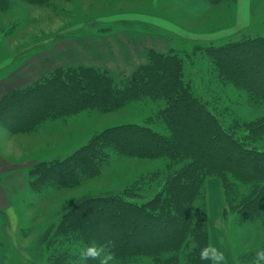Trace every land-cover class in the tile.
Masks as SVG:
<instances>
[{
  "label": "trees",
  "instance_id": "obj_1",
  "mask_svg": "<svg viewBox=\"0 0 264 264\" xmlns=\"http://www.w3.org/2000/svg\"><path fill=\"white\" fill-rule=\"evenodd\" d=\"M22 1L45 5L50 0ZM207 1L215 5L228 0ZM10 6L12 0H0V11ZM206 52L219 83L245 96L249 106L264 104V36L211 45ZM147 56V63L121 85L106 70L60 67L25 88L5 92L0 99V123L13 133L33 131L48 120L86 108L115 110L144 98L165 103L155 114L167 133L150 125L122 123L104 129L90 145L64 160L40 161L30 172L39 175L41 183L69 188L97 176L108 162V149L164 162L163 168L136 183V191L129 188L131 195L140 197L146 178L156 181L163 175L160 189L145 202L110 193L86 197L69 209L56 229L46 233L51 239L54 236L52 244L75 240L71 248L54 247L53 253L60 250L61 254L52 258L54 263L81 264V248L93 241L112 240L116 259L126 264H137L134 261L141 257L153 264H210L199 254L210 245L206 187L214 176L222 180L229 205L226 215L230 210L238 212L246 223L264 218V147L255 144L264 139V114L237 118L234 127H225L184 79V61L178 53L149 48ZM229 98L231 103H240ZM240 126L244 137L236 135ZM238 183L248 186L239 198L234 195ZM255 255L250 257L253 264ZM88 264L97 262L89 260Z\"/></svg>",
  "mask_w": 264,
  "mask_h": 264
},
{
  "label": "rangeland",
  "instance_id": "obj_2",
  "mask_svg": "<svg viewBox=\"0 0 264 264\" xmlns=\"http://www.w3.org/2000/svg\"><path fill=\"white\" fill-rule=\"evenodd\" d=\"M201 1L211 5L206 12L202 11V3L191 8L198 10L196 13L185 11L180 7L181 4H177L179 0L175 4L170 3V0H50L45 5L15 0L11 10L13 16L3 24L6 33L13 32L9 36L12 39L6 43L9 53L14 50L16 54L13 55L19 56L25 46L56 39L51 54L52 57L62 59L64 64L47 68L43 76L60 67H95L108 71L119 85L140 65L147 63V51H144L147 43L155 45L156 50L164 53H178L184 61V79L194 94L216 113L225 127L231 128L235 126L234 119L257 118L264 114V104L260 107L249 106L245 96L243 98L237 91L219 83L206 49L211 45H222L247 36H264V0H228L224 4L215 5L207 0ZM142 12L155 14V18L149 14L136 15ZM133 17L159 19L162 24L159 28L170 34L159 33L156 36L146 33L140 36L134 32H124L122 29L129 25H139L140 21L129 19ZM98 31L102 33L92 34ZM107 43L116 45L112 48L118 51L130 49L134 53L132 59L126 60L119 55L122 61L111 60L110 69L97 66L109 63L106 61V53L110 48ZM103 53L106 54L105 58L101 56ZM229 97H234L240 103H231ZM163 107L164 101L144 98L126 103L115 110L86 108L48 120L44 122L45 126L42 123L36 127L35 132L33 130L24 132V136L16 135L19 138L13 152L9 151L12 156L10 161L15 159V167L21 169L14 171L10 184L9 179H3L0 183V264H57L52 262V258L61 254L60 250L53 253L54 247H61L62 250L71 248L75 240L71 244L61 238V243L52 244L54 236L51 239L46 233L49 229L54 231L64 214L86 197L118 193L138 203L153 198L160 189L159 180L163 182L165 179L163 175L156 181L146 178L142 190H137H141L140 197L131 195L130 189L136 191V183L144 175L163 168L162 159L123 156L108 149V162L101 172L69 188L41 183L40 176L31 175L30 172L40 161L64 160L76 149L90 145L104 129L122 123L150 125L155 130L167 133L165 125L158 121L155 114L157 109ZM245 134L244 128L240 126L236 135L244 137ZM7 142L8 145L13 143ZM255 144L264 147V139H258ZM6 154L0 147V157ZM237 192L234 195L239 198L241 193L248 192V186L238 183ZM225 197L222 180L210 177L206 187L210 245L225 253V264H253L251 254L264 247V218L246 223L238 212L230 210L226 215L225 210L229 205ZM3 207L6 209L2 210ZM136 261L134 263L153 264L148 257ZM115 264L126 263L116 259Z\"/></svg>",
  "mask_w": 264,
  "mask_h": 264
},
{
  "label": "crops",
  "instance_id": "obj_3",
  "mask_svg": "<svg viewBox=\"0 0 264 264\" xmlns=\"http://www.w3.org/2000/svg\"><path fill=\"white\" fill-rule=\"evenodd\" d=\"M177 1H175V0L171 1L170 0V3L175 4V3H177ZM183 1L184 0H179V2L177 4L178 5L181 4L182 6H180V7H182L183 10H185V11L188 10L190 13L191 12L196 13V11H198L196 9L194 11L193 9H194V5L199 6V3L200 4L202 3L203 7H204V8H202L204 10H202L201 8H200V10L205 11V12L211 6L207 2H203L201 0H186L184 3H183ZM14 2H15V0H12V6H10L9 9H7L5 11H0V99L6 91H9L11 89L25 88L26 86L30 85L31 83L36 81L38 78H40V75L42 77L46 73L45 71L47 68H49V67L53 68V67H57L59 65L64 64V62H62V59L59 60L57 58L58 56L52 57V54H51L54 46L57 43L55 41L56 39L54 41H49L47 43H46V40H44L43 42H39L37 45H34V46H32V45L25 46L24 48H22L20 50L22 52V54L19 56L13 55V54H16L14 50H11V52L9 53V50H8L9 47H8L7 43H9V39H12L9 36H12L13 32L11 33V31H10L9 32L10 34L6 33V29H5V26L3 24H5L4 21H7L8 19L12 18V16H13V11H11V10L14 6ZM154 6L156 7V5H154ZM186 8H188V9H186ZM191 8H193V9H191ZM148 14H149L148 12L136 13V15H140V16H146ZM149 15H150V17H154L153 15H155V14H149ZM129 19H132L133 22L134 21H140L143 23V25L145 27L142 25V23L139 22L138 26L129 25L125 29H122L124 32H134L135 34H138L140 36L143 34H146V33H149L151 35L155 34L156 36H159L160 34L169 36V34H170V33H168V31L159 28V26L162 25L158 21L159 19L158 20H153V19L152 20H145L143 17H141V18L140 17H133V18H129ZM109 27H112V26H109ZM127 29H130V30H127ZM125 30H127V31H125ZM144 31H149V32H144ZM99 33H102V32L98 31V33L95 34V32H93L92 34L99 35ZM118 35H121V34L119 33ZM118 41H119V39H118ZM107 45L110 47L106 53V54H108V56H107L108 58L106 61L107 62L109 61V63L98 64L97 66H103V67L110 69L112 67L111 66L112 64L110 63L111 60H115L116 62L122 61L119 59V55H121V57L123 59H126V60L132 59V54L134 55V53L130 49L126 48L124 50L118 51L117 49L112 48L113 46H116V45H109L108 43H107ZM154 46L155 45L152 46L151 43L150 44L147 43L146 47L144 48V51H147L151 47L155 48ZM20 51H18V52H20ZM32 52H34V53L31 55ZM120 52H121V54H120ZM106 54L103 53V54H101V56H104ZM104 58H105V56H104ZM76 59H78V58H76ZM94 65H96V64L94 63ZM117 65H118V63H117ZM42 126H45L44 123ZM6 130H7L6 128H4L2 125H0V143H1L0 147H2L3 150H5L7 153L6 156L0 157V183L3 179H6V180L9 179L8 184H10V182H9L10 179L14 178V171L17 172L21 168L15 167L17 162L14 161L15 160L14 157H13L14 160L11 159V161H10V157H12V156L9 154V151L11 153L13 152L14 144H15V142L18 141L17 138H19V137H16V135L24 136L25 133H16L15 134V133L8 130L11 133V135H8ZM35 130H34V132H35ZM7 141H12L13 143L11 145H8ZM13 156H15V155L13 154ZM5 164H7V166H4ZM26 174H28V172ZM28 184H29V176H28ZM29 187H30V184H29ZM5 188H7V187H5ZM1 202H2V199L0 200V206H1ZM5 209H6L5 207L2 208V210H5Z\"/></svg>",
  "mask_w": 264,
  "mask_h": 264
},
{
  "label": "clouds",
  "instance_id": "obj_4",
  "mask_svg": "<svg viewBox=\"0 0 264 264\" xmlns=\"http://www.w3.org/2000/svg\"><path fill=\"white\" fill-rule=\"evenodd\" d=\"M115 247L114 241L107 240L104 243L95 241L85 245L80 249L79 258L81 264H88L89 260H94L97 264H115L116 254L112 249ZM200 259L209 261L210 264H225V253L213 245H206L200 251ZM264 262V249L258 250L255 255V264Z\"/></svg>",
  "mask_w": 264,
  "mask_h": 264
}]
</instances>
